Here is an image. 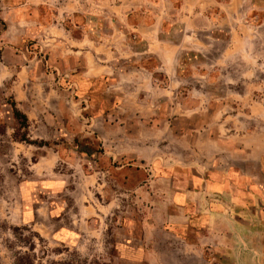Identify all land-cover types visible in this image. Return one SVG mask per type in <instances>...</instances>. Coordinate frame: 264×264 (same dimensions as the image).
<instances>
[{"label": "rangeland", "instance_id": "obj_1", "mask_svg": "<svg viewBox=\"0 0 264 264\" xmlns=\"http://www.w3.org/2000/svg\"><path fill=\"white\" fill-rule=\"evenodd\" d=\"M223 169L264 197V0H0V264H124L173 181Z\"/></svg>", "mask_w": 264, "mask_h": 264}, {"label": "crops", "instance_id": "obj_2", "mask_svg": "<svg viewBox=\"0 0 264 264\" xmlns=\"http://www.w3.org/2000/svg\"><path fill=\"white\" fill-rule=\"evenodd\" d=\"M231 172L207 170L201 174L192 170L183 181H173L167 223L162 228L151 222L145 224L139 243L119 239L120 261L264 264V197L253 181L236 179ZM48 186L51 190L64 189L65 182L61 178ZM76 216L77 230H69V235L59 232L60 235L77 250L87 242L98 245L103 234L96 232L93 218L82 209ZM160 234L165 238L160 239Z\"/></svg>", "mask_w": 264, "mask_h": 264}, {"label": "trees", "instance_id": "obj_3", "mask_svg": "<svg viewBox=\"0 0 264 264\" xmlns=\"http://www.w3.org/2000/svg\"><path fill=\"white\" fill-rule=\"evenodd\" d=\"M186 58H182V63L186 62ZM11 115L12 118L15 121V126L12 133V138L14 140H20V141H27V128H28V118L25 113H23L21 110L18 109L16 106V103L14 101H11L9 103ZM31 249L34 248V246L30 245ZM31 253L23 252V253H17L14 256L13 264H43L42 262H35V259L32 257ZM46 264H72L71 262L67 261H50Z\"/></svg>", "mask_w": 264, "mask_h": 264}]
</instances>
